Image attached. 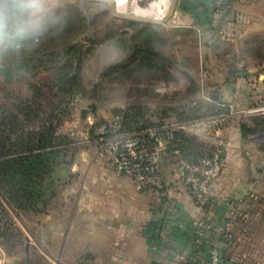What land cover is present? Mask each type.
<instances>
[{
    "label": "rangeland",
    "instance_id": "obj_1",
    "mask_svg": "<svg viewBox=\"0 0 264 264\" xmlns=\"http://www.w3.org/2000/svg\"><path fill=\"white\" fill-rule=\"evenodd\" d=\"M116 1L44 0L45 11L39 22L22 26L23 30L19 33L23 38H32L33 51L39 60L19 69L25 61L21 58H25L26 53H11L4 59V71L9 68L12 71L0 76V107L10 109L18 98L42 93L41 102L46 113L57 106L64 108L66 114L59 116L62 122L57 127V133L67 135L69 152L62 160H71L72 163L62 164L51 174L50 190L53 194L44 210L12 215L13 232L0 236V264L59 263L57 251L63 237L49 234L68 221L64 218L63 222L59 221V211H67L71 215L79 197L112 192L119 194L122 188L115 179L129 182L130 196L145 198L148 204L156 197L191 196L186 184L176 176L174 167L177 159L173 155H168L171 157L170 171L163 172V195L148 189H142L145 191L143 194L138 193L131 179L118 175L112 167L105 172L95 170L99 162L90 156L95 151L91 142L93 125L109 121L118 110L128 109L133 115H142L148 121L154 117L164 119L160 122L162 124H172L174 116H190L193 107L188 108V102L220 98L219 89L222 86L228 89L237 83L246 90L262 89L264 28L242 32L240 27L229 25L228 29L217 31L218 36L211 33L205 37L203 29L181 24L183 20L176 17L177 0H169L167 12L160 19L132 14V0H127V7L124 0ZM146 2L139 1L140 5ZM128 19L136 20V23L128 25ZM136 46L151 47L163 59L155 58L156 66L152 70L136 71L133 64L127 63ZM77 60L82 82L80 90L69 95L58 90L55 84L63 79L64 73H71L69 68L73 69ZM116 64L126 65L109 75L104 74ZM202 111L211 112L209 115L216 113L213 108L203 110L202 107L195 112ZM233 116L252 136L253 145L259 152L262 151L264 114L240 113ZM84 152L89 158L82 155ZM256 164L257 169L253 172L244 171L242 174L264 182L261 156ZM258 187L259 204L254 209L262 215L264 184ZM256 224L255 247L264 260V221ZM77 238L70 236V244L79 245ZM76 260L81 261L79 258Z\"/></svg>",
    "mask_w": 264,
    "mask_h": 264
},
{
    "label": "crops",
    "instance_id": "obj_2",
    "mask_svg": "<svg viewBox=\"0 0 264 264\" xmlns=\"http://www.w3.org/2000/svg\"><path fill=\"white\" fill-rule=\"evenodd\" d=\"M124 2L127 7L128 1ZM176 2V17L183 20L181 24L193 29H203L205 37L211 33L218 36L217 31L226 30L229 25L240 27L242 32L264 28V0ZM138 5L157 14L156 17L142 18L160 19L167 12L169 3L165 7L163 0H147L146 4ZM130 12L136 14L131 7ZM219 92L218 99L213 97L210 101L197 99V102H188V108L193 107L190 116L181 119L174 116L172 123L176 130L193 136L200 143L201 151L217 144L222 145L224 169L217 180L215 197L209 206L200 209L191 196L184 195L168 199L156 197L148 204L145 198L130 196L129 182L115 179L122 188L119 194L112 192L107 195L79 197L76 198V206L71 215L67 211H59V221L63 222V218L68 221L66 225L62 224L59 229L49 233L63 237L57 251V264H190L187 262L191 258L188 255L198 250L197 245L201 242V239H197L196 225L208 221L213 227L221 228L232 216L233 228L228 232L231 238L220 242L223 264H264L262 254L255 247L258 229L256 223L264 221V214L259 215L254 209L259 204L256 191L264 182L251 175L246 178L242 174L244 171L253 172L257 169L256 161L259 156L264 164V152L258 151L244 126L222 106L224 103L253 105L257 103L261 88L246 90L234 83L228 89L222 86ZM199 107L203 110L213 108L216 113H196ZM162 120L164 119H152L153 122ZM170 147L167 144L161 154L162 172L170 171L169 156L173 155L176 159L181 156ZM82 155L89 158L85 152ZM91 155L94 161L99 162L95 170L105 172L112 167L106 159L98 157L96 151ZM76 167L79 168V164ZM132 182L138 193H145L141 191L145 188ZM72 235L78 237L79 245L70 244ZM262 246L264 247V240Z\"/></svg>",
    "mask_w": 264,
    "mask_h": 264
},
{
    "label": "trees",
    "instance_id": "obj_3",
    "mask_svg": "<svg viewBox=\"0 0 264 264\" xmlns=\"http://www.w3.org/2000/svg\"><path fill=\"white\" fill-rule=\"evenodd\" d=\"M32 42V38H23L17 34L10 48L5 51L4 59L11 53L23 51L21 54L27 55L21 58L25 61H22L18 68L35 64L33 61H38L39 57L36 58ZM16 44L18 48L15 47ZM155 58L163 59L151 47L136 46L127 63L133 64L136 71L143 73L156 66ZM5 64L0 66V76L8 75L12 71L10 68L4 71ZM125 65H113L104 74L109 75ZM70 71L71 73H64L63 79L55 85L58 90L73 95L80 90L82 82L79 60L73 69L69 68ZM42 97V93L20 97L10 109L0 107V236L13 232L11 230L15 226L10 221L12 215L23 211L41 212L47 207L53 194L50 190L53 180L50 179L51 174L62 164L72 163L71 160H62L69 152L70 141L67 135L57 133V127L62 122L59 116L66 114L64 108L57 106L46 113L41 102ZM117 113L123 114V124L127 131L161 124L148 121L142 115H133L129 109L118 110L114 114ZM179 118H182L180 114ZM36 121L39 123L36 124ZM170 146L171 150H178L181 157L187 159H195L203 152L200 143L193 136L178 130L174 131ZM196 229L197 227L195 231ZM208 236L201 238L200 244L197 245L198 250L188 255L192 258H188V263L195 264L193 259L198 254L197 251L205 252L213 235Z\"/></svg>",
    "mask_w": 264,
    "mask_h": 264
},
{
    "label": "built area",
    "instance_id": "obj_4",
    "mask_svg": "<svg viewBox=\"0 0 264 264\" xmlns=\"http://www.w3.org/2000/svg\"><path fill=\"white\" fill-rule=\"evenodd\" d=\"M16 37L17 34H14L10 40L0 43V66L4 62L5 51L10 48ZM15 47L18 48V44ZM260 82L262 89L258 94L257 103L248 106L224 103L222 106L226 107L230 115L264 114V81ZM123 120V114L117 113L109 121L92 126L91 142L97 156L106 159L117 173L129 177L140 188L155 190L163 195L165 184L161 154L173 139L175 125L161 123L127 131ZM222 154V145L217 144L211 149L203 150L195 159L180 156L175 162L174 171L177 178L186 184L195 205L200 209L208 207L215 197L216 183L224 167ZM233 220L234 216L221 228L213 227L208 221L196 225L197 239L209 237L210 234L213 237L205 252L199 251L195 255V264H223L220 242L222 239L231 238L228 232L233 228Z\"/></svg>",
    "mask_w": 264,
    "mask_h": 264
},
{
    "label": "clouds",
    "instance_id": "obj_5",
    "mask_svg": "<svg viewBox=\"0 0 264 264\" xmlns=\"http://www.w3.org/2000/svg\"><path fill=\"white\" fill-rule=\"evenodd\" d=\"M44 0H0V43L22 32V26L36 25L45 9Z\"/></svg>",
    "mask_w": 264,
    "mask_h": 264
},
{
    "label": "bare ground",
    "instance_id": "obj_6",
    "mask_svg": "<svg viewBox=\"0 0 264 264\" xmlns=\"http://www.w3.org/2000/svg\"><path fill=\"white\" fill-rule=\"evenodd\" d=\"M116 1V0H114ZM139 1H142V0H132L131 1V8H132V11L138 15H143V16H151V17H156V12L153 11V10H150V9H145V8H141L138 3ZM162 1V0H161ZM169 3V0H163V4H165V7L167 6V4ZM164 13V12H163Z\"/></svg>",
    "mask_w": 264,
    "mask_h": 264
},
{
    "label": "water",
    "instance_id": "obj_7",
    "mask_svg": "<svg viewBox=\"0 0 264 264\" xmlns=\"http://www.w3.org/2000/svg\"><path fill=\"white\" fill-rule=\"evenodd\" d=\"M128 25H132L134 23H136V20H133V19H128Z\"/></svg>",
    "mask_w": 264,
    "mask_h": 264
}]
</instances>
